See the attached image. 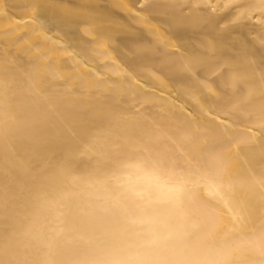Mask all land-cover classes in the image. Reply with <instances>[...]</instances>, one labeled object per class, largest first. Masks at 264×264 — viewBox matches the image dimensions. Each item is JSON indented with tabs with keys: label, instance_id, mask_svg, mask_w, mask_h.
Listing matches in <instances>:
<instances>
[{
	"label": "bare ground",
	"instance_id": "1",
	"mask_svg": "<svg viewBox=\"0 0 264 264\" xmlns=\"http://www.w3.org/2000/svg\"><path fill=\"white\" fill-rule=\"evenodd\" d=\"M0 264H264V0H0Z\"/></svg>",
	"mask_w": 264,
	"mask_h": 264
},
{
	"label": "clouds",
	"instance_id": "2",
	"mask_svg": "<svg viewBox=\"0 0 264 264\" xmlns=\"http://www.w3.org/2000/svg\"><path fill=\"white\" fill-rule=\"evenodd\" d=\"M157 188H158V190L163 191L165 189V185L158 183ZM169 191H171V190L169 189Z\"/></svg>",
	"mask_w": 264,
	"mask_h": 264
}]
</instances>
